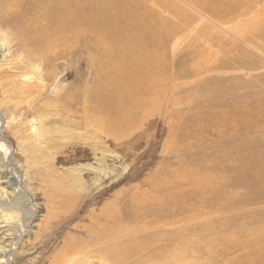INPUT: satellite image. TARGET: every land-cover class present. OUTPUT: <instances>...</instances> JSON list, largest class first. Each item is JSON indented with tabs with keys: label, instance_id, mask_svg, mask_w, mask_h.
I'll return each mask as SVG.
<instances>
[{
	"label": "rangeland",
	"instance_id": "obj_1",
	"mask_svg": "<svg viewBox=\"0 0 264 264\" xmlns=\"http://www.w3.org/2000/svg\"><path fill=\"white\" fill-rule=\"evenodd\" d=\"M187 11L192 12L194 18L186 26L185 38L179 35L181 38L169 46L164 71L168 80L167 83L164 81L165 86L171 89L170 97L174 98V104L166 101L168 105L164 108L159 106L161 111L156 108L153 114L150 112L146 121L142 120L139 111L132 130L124 129L119 139L106 134L107 122L102 116L94 118L97 117L96 112L93 117H85L81 105H74L73 111H78L79 116L68 127L64 124L68 121L63 117L66 114L61 115L57 110L63 109L60 105L68 98H75V91H84L97 78L95 58L90 55L92 41L86 48L74 46L68 54V47L63 45L54 49L60 55L52 60L49 68L52 76H48V85L45 81L46 87L39 96L25 90L27 83L21 79L35 73L36 65L27 60V53L18 46L20 39L16 34L19 27H15L14 32L13 26L0 29V41L4 40L2 45L6 57L3 65L8 69L0 72V191L4 188L3 178L8 176L17 192L28 194L26 198L18 199L24 210L22 218L17 222L18 217H12L18 228L0 220V246L10 244L8 264H88L84 258L88 251L94 264L101 260L108 264L98 253L103 245L97 244L95 234L103 236L106 232L112 236L120 230L119 235L123 237L131 229L139 232L145 229V235L140 233L137 239L146 241L147 246L140 243L144 249L134 259L136 263L141 264L139 261L144 258L153 257L150 262H143L177 264L175 258H167L173 248L170 242L153 239L154 234H159L152 230L155 226L162 225L166 231H170L172 226L173 234L175 229H181L177 234L185 236L187 233L192 238L207 226L211 227L216 219L235 216L216 211L214 205L221 206L216 201L211 204L212 200L207 198L213 194L210 191H205L207 195L201 194L203 187L200 184L206 176L214 174L213 169L217 170L214 164H219V169L223 170L231 162L225 156H231V159L237 156L232 151L238 142L237 137L235 134L225 137L229 126L218 125L223 119L221 110L225 114L231 105L241 103L239 97L242 94L239 93L243 90V94L249 97L248 103L258 95L264 99V53L255 49L259 45L264 48V32L255 33V46H248L233 32L234 27L240 26L245 19L241 12L232 15L222 9L217 14L206 11L201 14L189 8ZM8 12L13 10L6 7L5 13ZM210 42L213 43V51L222 52L217 60L223 56L230 60L238 59V63L245 64L242 70L235 68L228 73L219 70V74L198 76L195 64L203 62L197 56L186 57L183 51L193 53L196 48H204ZM93 43H97L95 38ZM107 45L109 48L110 44ZM210 82L213 84L208 85ZM204 87L215 89V94H210L209 90L207 93ZM57 100L60 101L58 108L54 106ZM56 111L58 114L52 115ZM15 126L21 128L16 129ZM33 129H39L40 135L34 136ZM20 141L37 144L40 150L31 146V149H21ZM242 155L247 154L243 152L238 156ZM5 164L9 167L5 168ZM215 174L218 175L217 172ZM226 177L230 179L231 175L227 173ZM188 179L196 180L198 184L191 185ZM196 187L200 189L199 195L193 197L191 194ZM263 206L251 205L247 209L249 214L261 216ZM140 207L143 214L139 213L137 220L127 216ZM186 209L188 211L185 212ZM4 212L9 216L13 213L11 210ZM106 213L108 215L104 218ZM113 215L120 218L116 221L118 226L111 222ZM217 234L221 233L212 235L216 237ZM189 250V256L193 255ZM199 260L196 264H204L202 259Z\"/></svg>",
	"mask_w": 264,
	"mask_h": 264
},
{
	"label": "bare ground",
	"instance_id": "obj_2",
	"mask_svg": "<svg viewBox=\"0 0 264 264\" xmlns=\"http://www.w3.org/2000/svg\"><path fill=\"white\" fill-rule=\"evenodd\" d=\"M6 7L11 8L13 12L5 13ZM187 8L201 14L203 11L217 14L219 9L232 15L238 11L241 12L243 14L241 16L245 19L241 21L240 26L234 27L233 32L237 37L243 38L248 46H255V33L264 32V0H10L8 2L0 0V29L13 26L12 31L14 32L15 27H19L20 30L16 34V37L20 39L18 46L21 51L27 53V60L36 65L35 73L25 75L21 79L27 83L24 86L25 90H29L31 94L37 93L39 96L44 92L43 88L46 87L44 83L47 82L48 76H52L49 69L52 67V60L54 61V58L60 55H57L58 51H54V49L63 45L68 47L66 52L68 54L74 50V46H78V49L86 48L87 43L92 41L93 47L90 48L93 50L90 55L95 58L93 61L97 68V78L84 91L74 90L77 92L75 98H68L63 105H60V101L57 100V104L54 106L57 105L56 108L59 105L63 107V109L58 108L57 110L61 112V115L62 113L68 115L63 116L68 119L67 123H64L68 127L71 122L75 121L74 118L79 116L78 111H73L74 105H81L82 115L85 117H93L96 112L97 117L94 118L102 116L107 122L106 134L119 139L124 129L125 131L126 129L132 130L136 113L140 111L142 120L146 121L150 112L153 114L156 108L161 111L159 106L163 108L167 106L166 101L169 104L173 103L172 99L174 98L170 97L171 89H167L165 86V82L168 80L164 71L167 67L169 46L173 41L178 40L179 35H183L182 37L185 38L186 26L194 18V14L189 13ZM250 15L252 18L249 19ZM94 38L95 41L97 40L95 44L93 43ZM106 41L110 43H106ZM2 43L4 40L0 41V72L8 70L3 65L6 57ZM107 44H110L109 48ZM211 47H213V43L210 42L204 48H196L193 53L183 51L186 57L197 56L203 62L199 65L195 64L198 76L213 75L219 70L227 73L228 70L235 68L242 70L245 64L238 63V59L230 60L223 56L222 59L217 60L222 52L216 53ZM255 49L264 53V48L260 45L258 48L255 46ZM224 53L225 51H223V55ZM247 68L245 67L244 70ZM212 84L210 82L208 85ZM211 87L209 89L204 87V91L209 90L210 94H215L216 90H212ZM243 92H237L242 94L239 97L241 103L229 106L230 111H226L225 114L221 110L223 119L218 124L221 127L229 126V131L224 133L225 137H231L233 134L237 137L236 141L238 142L232 150L237 155L236 159H231V156L226 155L225 159H230L231 162L223 170L219 169V164H214L217 167V170L213 169L214 174L206 176L205 181L200 184L203 188L200 190L196 187L191 194L195 197V194L199 195L198 190L203 195H207L206 192L210 191L213 193L211 195L216 196L213 198L210 194L207 195V198L212 200L211 204H215L216 201L221 206L215 204V210L235 214V216L225 220L216 219L211 227L207 226V229L192 238L190 235L189 238L187 233L185 236L177 234L181 232V229H175L173 234L172 226L170 231L164 230L162 225L155 226L152 230L159 234H154L153 239L170 242L173 248L169 250L167 258H175L177 264L186 262L196 264L200 261L199 258L203 260L204 264H264V213L261 216L255 213L249 214V209H247L251 205H264V99L262 95H258V98L254 97L253 102L248 103L246 100L249 97H246ZM250 92L256 96L255 92ZM47 107L45 106V108ZM58 112L56 111L52 115H57ZM226 120H233L234 123H229ZM18 127L15 126L16 129ZM100 129L103 131V127ZM31 132L34 136L40 135L39 129H33ZM20 142L21 149L24 147L31 149V146L32 149L40 150L37 144L30 145L23 143L24 141ZM243 152L251 158L248 159L247 155L238 156ZM4 167L8 168L9 166L5 164ZM216 172L218 175L215 174ZM227 173L231 175L230 179L226 177ZM3 179L5 181L3 182L4 188L0 191V220L16 229L18 228L17 222L22 218L21 214L24 213L18 199H24L28 194L17 192L15 185L11 184L10 177L7 176ZM188 181L192 183L191 185L198 184V181L193 179H188ZM140 209L141 207L134 209L127 216L133 219L138 217L139 213L143 211ZM10 210L13 213L10 216L5 215L4 211ZM186 211L188 210L186 209ZM103 215L105 218L108 213ZM118 215L111 217L114 226L115 224L119 225L116 222L120 219ZM12 217H18L16 223L12 222ZM144 230L139 232L131 229L123 234V237L119 235L120 230H115L116 233L111 232L112 236L106 235V232H103V236L96 233L97 244L103 245V248L98 250L99 255L106 259L108 264H138L134 259L138 257L141 249H144L140 243L145 246L147 243L137 239V235L140 233L145 235ZM215 232L221 234L214 237L212 234ZM124 237L127 238L122 241L121 239ZM97 244L95 245L97 246ZM189 248L193 252L191 256H189L191 253ZM9 249L10 244H7L6 247L0 246V264H8ZM88 252L84 253L85 261L88 264H94L91 261L94 259ZM152 258H140L143 260L139 262L145 264L144 260L150 262ZM104 263L101 260L98 264Z\"/></svg>",
	"mask_w": 264,
	"mask_h": 264
}]
</instances>
